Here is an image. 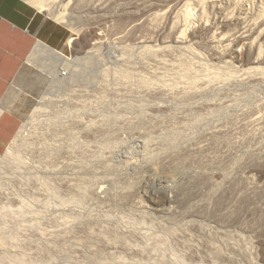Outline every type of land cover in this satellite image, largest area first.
Listing matches in <instances>:
<instances>
[{
  "label": "rangeland",
  "instance_id": "rangeland-1",
  "mask_svg": "<svg viewBox=\"0 0 264 264\" xmlns=\"http://www.w3.org/2000/svg\"><path fill=\"white\" fill-rule=\"evenodd\" d=\"M145 1L41 12L66 36L64 54L41 43L4 94L19 92L0 122V154L23 130L20 162L0 165V264H264V73L245 75L221 44L234 28L262 31L264 0H194L184 25L147 20ZM174 20L188 24L184 40ZM161 177L176 188L147 200ZM182 189L184 203L164 211L165 195Z\"/></svg>",
  "mask_w": 264,
  "mask_h": 264
},
{
  "label": "bare ground",
  "instance_id": "bare-ground-1",
  "mask_svg": "<svg viewBox=\"0 0 264 264\" xmlns=\"http://www.w3.org/2000/svg\"><path fill=\"white\" fill-rule=\"evenodd\" d=\"M26 2H28L30 5H32L35 9H37L38 11H39V13L40 12H45V11H48V13L50 14V9H52L57 3H65V1L66 0H25ZM194 0H146L145 2H146V10L147 11H152V13H150V15H149V18L150 19H148L147 18V20H154L153 22H155V21H160V20H165L166 18H172V15H174V17H176L177 19H179V17L183 20L182 22H185V23H182L183 25L184 24H186V23H189L190 21V18H193V17H191V15H192V13H191V11H192V9L194 10V8H192V6L193 7H195L194 5L195 4H191L192 2H193ZM197 1V0H196ZM69 2V1H68ZM68 2H66L65 3V5H64V7H67V5L69 4ZM144 2V3H145ZM163 3V4H169V3H172L170 6H168V8L166 9V10H162V11H155L154 10V5L156 4V3ZM79 3V2H78ZM200 3V2H199ZM95 4L97 5L98 3H94V6H95ZM78 5V4H77ZM89 5V4H88ZM93 5V4H92ZM92 5H89L88 7H90V6H92ZM99 6H97L98 8L97 9H99V12H100V10H102V7H103V9H104V7H105V2H104V5H103V3H102V5H101V3H99L98 4ZM192 5V6H191ZM197 5L199 6V4H198V2H197ZM196 5V6H197ZM80 6V5H79ZM94 6H92L93 8H95V10H96V6L94 7ZM82 7V6H81ZM144 8V7H143ZM57 19L58 20H61L62 19V16L59 14V16L57 17ZM163 20V21H164ZM170 20V19H169ZM162 21V22H163ZM161 22V21H160ZM173 24H171V25H169L170 26V29H171V33H172V35H173V38L174 39H176V40H184V35H185V31L187 30L186 28H187V25L185 26V28H184V26H182L183 27V29L181 28V27H179V25L177 24L178 22H176V20H174V22H172ZM224 23H225V25L228 27V28H231V27H233L234 26V23L233 22H231V21H228V20H224ZM182 24H180V25H182ZM200 26L198 27V30H199V32H209L210 30H211V27H209L207 24H205L204 22H200V24H199ZM262 26H264V23L263 24H261V27ZM190 27V26H189ZM155 29V28H154ZM263 29H264V27H263ZM263 29H262V31H259L258 29L257 30H254L253 29V27H251V28H249V29H236V28H234V29H232L233 31L231 32V33H229L228 32V34H223V36L225 37H223V36H221V37H223L224 38V41L223 42H221V44H224L223 45V47H224V49H222L223 51L224 50H226V53H224V55L222 54V56L224 57V58H226V60H227V62L228 63H230V61H241V62H243L244 63V65L247 67V68H245V70L243 69L242 71H244V73H245V75H255V74H260V73H264V69L262 68V67H260L259 66V63L261 62V65H263L264 66V58H262L261 57V59L259 58V61H257V57H258V55H257V57H253L254 56V49L256 48V46H255V48H254V39H257L256 37H255V35L256 34H260V32L262 33V34H260L261 35V38H262V40H264V31H263ZM258 31H259V33H258ZM213 35H212V37H211V35H210V37L211 38H213L214 39V37H215V33H212ZM194 35V34H193ZM200 35V34H199ZM217 35H219V34H217ZM257 36V35H256ZM221 37H220V40H221ZM255 37V38H254ZM260 37V36H259ZM218 38H219V36H218ZM223 38H222V40H223ZM213 39H211V40H213ZM217 39V38H216ZM259 39V38H258ZM209 40V39H208ZM211 40H209V42L211 43V45H212V42H211ZM221 40V41H222ZM70 41H71V37H69L68 38V40H67V44H69L70 43ZM214 41V40H213ZM256 41V40H255ZM218 42V41H217ZM257 42V41H256ZM209 44V43H208ZM214 44V43H213ZM218 44H219V42H218ZM220 44V45H221ZM41 45V43H38L34 48H33V50L31 51V53H30V55H29V57H28V59H27V63L28 62H31V61H34V63L39 59V57H40V52H39V50L40 49H42L43 47H41L40 46ZM215 45V44H214ZM168 46H166V48H167ZM228 48H229V50H228ZM259 48V47H258ZM240 49L243 51V54L241 53V51H240ZM170 50H171V48H170ZM257 50V48L255 49V51ZM41 51V50H40ZM157 51V50H156ZM169 51V50H168ZM214 51V50H213ZM228 51V52H227ZM43 52V51H42ZM258 52V51H257ZM214 53V52H213ZM220 53V52H219ZM218 53V54H219ZM51 54H53V56L54 57H56V58H59V56H61V59L63 60L64 59V57L60 54V53H57V52H54L53 50H51ZM258 54V53H257ZM259 54H262V53H260L259 52ZM218 56V55H217ZM217 56H216V58H217ZM219 57V56H218ZM179 60H181V59H179ZM184 62V61H183ZM183 62H179L180 63V66H181V64L183 63ZM178 64V63H177ZM226 64V63H225ZM232 64V63H231ZM229 65V64H228ZM250 65V66H249ZM175 66V65H174ZM179 67V66H178ZM173 68V67H172ZM34 69V68H33ZM37 69V68H36ZM35 69V70H36ZM63 69V68H62ZM65 70H67V74H68V69L67 68H64ZM173 69H175V68H173ZM187 69V68H186ZM189 69V68H188ZM191 70V69H190ZM190 70H188V71H190ZM186 71V70H185ZM192 71V70H191ZM189 73V72H188ZM193 73V72H192ZM185 74V73H184ZM217 74V73H216ZM192 75H194V74H192ZM210 75V74H209ZM208 75V76H209ZM215 75V74H214ZM71 76V75H70ZM172 76H173V74H172ZM183 76V75H182ZM217 76V75H216ZM163 77V76H162ZM68 79L69 78V76L67 75V77H61V76H59L58 77V79H57V81L56 82H60L59 84H62V82L65 80V79ZM185 78V77H184ZM195 78V77H194ZM199 78V77H198ZM207 78V77H206ZM209 78H210V76H209ZM208 78V79H209ZM212 78V77H211ZM210 78V79H211ZM63 80V81H62ZM159 80V79H158ZM191 80H193V79H191ZM198 80V79H197ZM201 80H203V79H201ZM157 81V80H156ZM190 81V80H189ZM196 81V80H195ZM194 81V82H195ZM211 81V80H210ZM215 81V80H214ZM160 82V81H159ZM193 82V81H192ZM191 82V83H192ZM161 83V82H160ZM188 83V82H187ZM208 83V82H207ZM216 83V82H215ZM168 84V83H167ZM166 84V85H167ZM188 84H190V83H188ZM187 84V85H188ZM193 84V83H192ZM191 84V85H192ZM196 84V83H195ZM202 85H203V83H201ZM211 84V83H210ZM210 84H209V86H210ZM153 85V84H152ZM152 85H151V88H153L152 87ZM161 85V84H160ZM162 85L164 86V84L162 83ZM174 85V84H173ZM205 85H206V83H205ZM156 86V85H155ZM189 86V85H188ZM204 86V85H203ZM208 86V85H207ZM145 87H147V86H145ZM162 87V86H161ZM196 87H197V85H196ZM199 87H200V85H199ZM147 88H150V87H147ZM164 88V87H163ZM157 89H159V88H157ZM161 89V88H160ZM190 90H192L191 88H189ZM200 89H201V87H200ZM200 89H199V92H201L200 91ZM147 90H149V89H147ZM155 90V89H154ZM188 90V89H187ZM194 90H195V87H194ZM193 90V91H194ZM207 91V90H206ZM158 92V91H157ZM192 92V91H191ZM194 93V92H193ZM204 93V92H203ZM15 94V95H18L19 94V92H18V94H17V92H15V93H11V92H8V93H6V95H5V97H4V99H3V101L1 102V104H0V112L2 111V110H8V111H10L11 109H12V107H13V105H14V102H12V96ZM187 94V93H186ZM260 117H261V115H260ZM258 118V117H257ZM22 130H23V127H22V125H20L19 126V128H18V130H17V132H16V134H15V136H14V138L12 139V141H11V143H10V145L8 146V148H7V150H6V152L4 153V154H0V165H1V163H3V162H6V161H9L10 163L13 161V160H11L10 161V159H17V160H19V162H20V159H18L19 158V156L17 155L18 153V151H19V149L21 148V145L20 144H18V142L20 141V143H21V139H22ZM146 146V145H145ZM174 149V148H173ZM165 151V150H164ZM164 151H163V153H164ZM162 154V153H161ZM167 154V153H166ZM169 155V154H168ZM181 155V154H180ZM185 155V154H184ZM161 156V155H160ZM179 156V155H178ZM176 157V156H175ZM173 158V157H172ZM185 158V157H184ZM192 158V157H191ZM163 159H164V157H163ZM178 159V158H177ZM193 159V158H192ZM170 160V159H169ZM175 160V159H174ZM15 161V160H14ZM182 162V161H181ZM191 162V161H190ZM13 163H17V162H13ZM13 163H11V164H13ZM163 163V162H162ZM173 164V163H172ZM167 165H169V164H167ZM175 165V164H174ZM199 175V174H198ZM203 175V174H202ZM193 176V175H192ZM168 177V176H167ZM170 177V176H169ZM193 177H195V176H193ZM161 178H163V181L161 182V184L157 187V188H152L153 190H149V192L147 193V200H150V199H152V195H153V193L156 191V190H159V189H161V190H163V189H167V188H170V190H174L175 188H176V184L175 183H173L174 182V180H176V179H174L173 180V178H172V180H171V178H167V179H164V177H161ZM191 178H189V180H190ZM199 180V179H198ZM160 181V180H159ZM201 181H202V179H201ZM207 181V180H206ZM193 182V181H192ZM191 182H189V184H190ZM185 185V184H184ZM181 188H182V186H180ZM184 187V186H183ZM186 187V186H185ZM188 187H190L189 185H188ZM188 189V188H187ZM186 195H188L187 194V190H185V189H182V191H179L178 192V194H175V195H173V196H171L170 194L168 195V194H166L165 195V197H164V199H163V206H164V208H163V210L164 211H168V210H170L171 209V206H172V204H178V203H180V202H182L183 201V203H184V199H186L187 198V196ZM186 196V197H185ZM178 202V203H177ZM186 203V202H185ZM119 239H117V241H118ZM116 241V242H117ZM209 241V240H208ZM122 243V242H121ZM124 243V242H123ZM126 244V243H125ZM124 244V245H125ZM206 244V243H205ZM207 244H208V242H207ZM211 245V244H210ZM209 245V246H210ZM111 247H113V246H111ZM124 247H127V244H126V246H124ZM129 247V246H128ZM206 247H207V245H206ZM127 249V248H126ZM211 249H214V247L213 248H211ZM216 250V249H215ZM214 251V250H213ZM213 254V253H212ZM220 254H222L221 252H220ZM219 256V255H218ZM221 256V255H220ZM222 257V256H221ZM216 260H218V257L216 258ZM21 261H23V260H21ZM16 262H20V261H17L16 260ZM26 262V261H25ZM25 262H21V263H23V264H25ZM20 263V264H21Z\"/></svg>",
  "mask_w": 264,
  "mask_h": 264
},
{
  "label": "crops",
  "instance_id": "crops-1",
  "mask_svg": "<svg viewBox=\"0 0 264 264\" xmlns=\"http://www.w3.org/2000/svg\"><path fill=\"white\" fill-rule=\"evenodd\" d=\"M57 24L25 0H0V104L8 85L38 43L64 54L66 36ZM7 112H0V122Z\"/></svg>",
  "mask_w": 264,
  "mask_h": 264
},
{
  "label": "built area",
  "instance_id": "built-area-1",
  "mask_svg": "<svg viewBox=\"0 0 264 264\" xmlns=\"http://www.w3.org/2000/svg\"><path fill=\"white\" fill-rule=\"evenodd\" d=\"M59 76L61 77H67V70L60 68V71L58 72Z\"/></svg>",
  "mask_w": 264,
  "mask_h": 264
}]
</instances>
